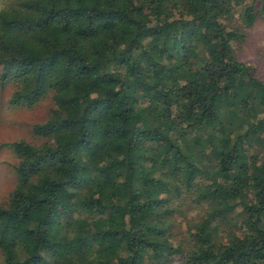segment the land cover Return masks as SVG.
Wrapping results in <instances>:
<instances>
[{
    "label": "trees",
    "instance_id": "16d2710c",
    "mask_svg": "<svg viewBox=\"0 0 264 264\" xmlns=\"http://www.w3.org/2000/svg\"><path fill=\"white\" fill-rule=\"evenodd\" d=\"M238 10L264 20V0H0L10 101L54 100L45 141L12 144L2 264H264V82Z\"/></svg>",
    "mask_w": 264,
    "mask_h": 264
},
{
    "label": "rangeland",
    "instance_id": "374dc122",
    "mask_svg": "<svg viewBox=\"0 0 264 264\" xmlns=\"http://www.w3.org/2000/svg\"><path fill=\"white\" fill-rule=\"evenodd\" d=\"M240 15L241 11L238 10L232 20L233 25L241 26V33L244 34L242 40L235 43L236 54L241 61L253 66L256 76L264 82V20L260 19L252 27L244 28ZM2 71L0 67V76ZM13 92L12 84L3 85L0 81V203L8 199L16 185L18 157L12 144L17 141L44 142L45 138L35 133V126L46 122L54 107L51 94L33 105H27L12 103ZM196 214L197 210L193 209L187 216L192 218ZM2 263L3 254L0 251Z\"/></svg>",
    "mask_w": 264,
    "mask_h": 264
}]
</instances>
